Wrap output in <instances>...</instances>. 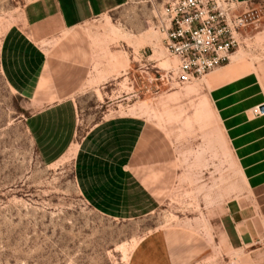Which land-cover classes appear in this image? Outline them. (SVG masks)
<instances>
[{
  "label": "crops",
  "instance_id": "obj_1",
  "mask_svg": "<svg viewBox=\"0 0 264 264\" xmlns=\"http://www.w3.org/2000/svg\"><path fill=\"white\" fill-rule=\"evenodd\" d=\"M123 1L30 0L2 35L1 72L26 99V127L48 163L75 144L78 111L73 95L87 82L113 74L117 60L124 63L119 51L94 49L89 27ZM206 75L198 117L115 112L94 122L76 141L73 177L96 210L136 218L170 196L183 175L182 163L192 155L191 162L203 169L207 156L221 158L225 148L244 190L236 188L226 199L214 228V245L247 250L250 258L259 250L264 255L263 68L224 63ZM192 138H197L196 150ZM148 238L140 241L135 264H192L212 248L207 236L178 225L157 228Z\"/></svg>",
  "mask_w": 264,
  "mask_h": 264
},
{
  "label": "rangeland",
  "instance_id": "obj_2",
  "mask_svg": "<svg viewBox=\"0 0 264 264\" xmlns=\"http://www.w3.org/2000/svg\"><path fill=\"white\" fill-rule=\"evenodd\" d=\"M28 1L0 0V41ZM168 1L124 0L90 22L94 49L119 51L124 63L117 60L113 74L87 82L73 95L78 111L75 144L52 163L44 161L26 127L30 109L26 99L10 87L0 69V264H135L142 238L172 225L210 241L212 248L192 264H264L261 250L250 258L247 250L214 245V228L226 199L236 188L239 193L244 190L225 148L221 158L207 156L203 169L191 162L195 154L182 163L183 175L170 196L141 217L116 218L96 210L74 180L71 157L76 141L101 117L115 112L152 117L203 113L199 100L205 97L206 74L188 83L149 80L157 75V66L177 63L157 26ZM245 6L249 12L241 43L226 65L253 69L260 64L264 73V0ZM191 143L196 150L197 138ZM255 246L262 247V242Z\"/></svg>",
  "mask_w": 264,
  "mask_h": 264
},
{
  "label": "built area",
  "instance_id": "obj_3",
  "mask_svg": "<svg viewBox=\"0 0 264 264\" xmlns=\"http://www.w3.org/2000/svg\"><path fill=\"white\" fill-rule=\"evenodd\" d=\"M247 2L238 0H171L157 21L165 47L177 57L174 66L156 67L157 78L188 83L226 63L241 43ZM156 66V65H155Z\"/></svg>",
  "mask_w": 264,
  "mask_h": 264
},
{
  "label": "water",
  "instance_id": "obj_4",
  "mask_svg": "<svg viewBox=\"0 0 264 264\" xmlns=\"http://www.w3.org/2000/svg\"><path fill=\"white\" fill-rule=\"evenodd\" d=\"M260 108L264 110V104L260 105Z\"/></svg>",
  "mask_w": 264,
  "mask_h": 264
},
{
  "label": "bare ground",
  "instance_id": "obj_5",
  "mask_svg": "<svg viewBox=\"0 0 264 264\" xmlns=\"http://www.w3.org/2000/svg\"><path fill=\"white\" fill-rule=\"evenodd\" d=\"M169 63V62H168ZM260 111V110H259Z\"/></svg>",
  "mask_w": 264,
  "mask_h": 264
}]
</instances>
